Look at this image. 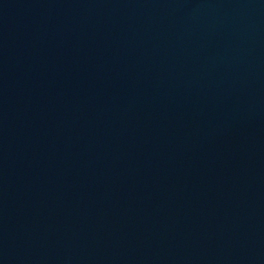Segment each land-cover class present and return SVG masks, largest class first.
<instances>
[{
    "label": "water",
    "instance_id": "95a60500",
    "mask_svg": "<svg viewBox=\"0 0 264 264\" xmlns=\"http://www.w3.org/2000/svg\"><path fill=\"white\" fill-rule=\"evenodd\" d=\"M0 264H264V0H0Z\"/></svg>",
    "mask_w": 264,
    "mask_h": 264
}]
</instances>
